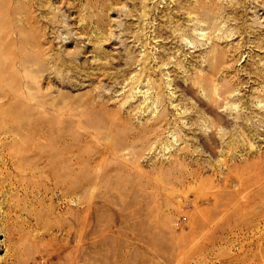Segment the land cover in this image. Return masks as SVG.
<instances>
[{
  "label": "rangeland",
  "instance_id": "374dc122",
  "mask_svg": "<svg viewBox=\"0 0 264 264\" xmlns=\"http://www.w3.org/2000/svg\"><path fill=\"white\" fill-rule=\"evenodd\" d=\"M0 6V264H264V0Z\"/></svg>",
  "mask_w": 264,
  "mask_h": 264
},
{
  "label": "bare ground",
  "instance_id": "6f19581e",
  "mask_svg": "<svg viewBox=\"0 0 264 264\" xmlns=\"http://www.w3.org/2000/svg\"><path fill=\"white\" fill-rule=\"evenodd\" d=\"M0 8H1V6H0ZM1 9H2V8H1ZM0 52H1V42H0ZM1 74H2V66H1V64H0V76H1ZM216 86H217V85H215L214 94H213V95H214V100H216V101L218 100V98H216V96H217L216 93H217V92H219V93H223V95L225 94V95H224L225 97H227V96L230 95V94H229V90H228L229 88H228V87H226V88H219V87H218V89H217ZM253 109H257L256 106L253 107ZM161 114H163V113H161ZM161 114L159 115L160 118H161ZM160 118H157L156 121L159 120ZM160 120H161V119H160ZM261 120H263V119H261ZM151 124L154 125V122H152Z\"/></svg>",
  "mask_w": 264,
  "mask_h": 264
}]
</instances>
